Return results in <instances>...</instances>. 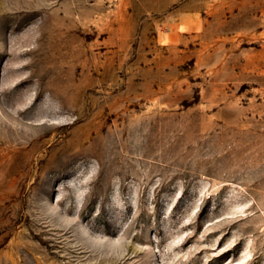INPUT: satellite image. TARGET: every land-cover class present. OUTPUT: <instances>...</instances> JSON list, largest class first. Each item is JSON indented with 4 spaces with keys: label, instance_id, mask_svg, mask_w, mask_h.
Instances as JSON below:
<instances>
[{
    "label": "rangeland",
    "instance_id": "1",
    "mask_svg": "<svg viewBox=\"0 0 264 264\" xmlns=\"http://www.w3.org/2000/svg\"><path fill=\"white\" fill-rule=\"evenodd\" d=\"M0 264H264V0H0Z\"/></svg>",
    "mask_w": 264,
    "mask_h": 264
}]
</instances>
